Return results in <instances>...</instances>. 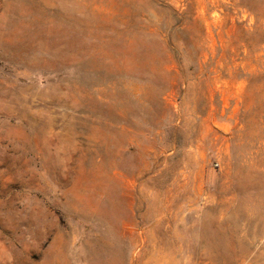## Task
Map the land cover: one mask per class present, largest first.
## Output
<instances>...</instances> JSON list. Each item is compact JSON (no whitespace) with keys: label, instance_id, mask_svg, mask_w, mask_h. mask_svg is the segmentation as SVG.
I'll use <instances>...</instances> for the list:
<instances>
[{"label":"rangeland","instance_id":"rangeland-1","mask_svg":"<svg viewBox=\"0 0 264 264\" xmlns=\"http://www.w3.org/2000/svg\"><path fill=\"white\" fill-rule=\"evenodd\" d=\"M0 264H264V0H0Z\"/></svg>","mask_w":264,"mask_h":264}]
</instances>
